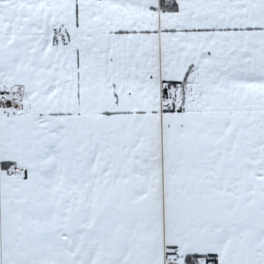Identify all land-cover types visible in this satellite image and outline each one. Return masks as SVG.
Segmentation results:
<instances>
[{
  "label": "snow or ice",
  "instance_id": "snow-or-ice-1",
  "mask_svg": "<svg viewBox=\"0 0 264 264\" xmlns=\"http://www.w3.org/2000/svg\"><path fill=\"white\" fill-rule=\"evenodd\" d=\"M0 264H264V0H0Z\"/></svg>",
  "mask_w": 264,
  "mask_h": 264
}]
</instances>
